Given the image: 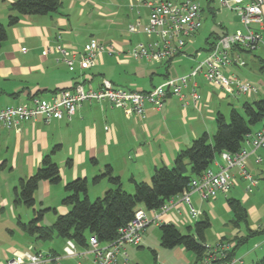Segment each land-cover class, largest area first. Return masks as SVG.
<instances>
[{"label": "crops", "instance_id": "1", "mask_svg": "<svg viewBox=\"0 0 264 264\" xmlns=\"http://www.w3.org/2000/svg\"><path fill=\"white\" fill-rule=\"evenodd\" d=\"M16 1L0 0V23L7 28V40L0 51V107L30 104L33 98L47 99L55 93L72 89L79 83L96 89L104 82H109L117 88L149 92L168 80L189 74L193 69V67L184 68L181 76L173 78L170 71L172 64L177 61L165 64V72L145 62V70L141 74L142 79H145V84L132 80L122 82L118 80L119 78H113L110 56L103 55L98 64L91 69L81 70L76 64L75 69L71 71L55 51L56 45L62 43L73 52L82 50L86 44L95 40L83 38L80 22L87 16L94 17L95 12L105 17V6L109 9H115V6L111 3L104 4L101 0H61L62 5L58 12L44 16H22L18 25L10 27L8 26L9 9ZM203 2L212 12L214 0H203ZM131 5L134 7V2ZM144 8L147 10L145 22L142 20L141 12L138 11L140 18L135 23H131L128 30L137 21L141 22L142 27L147 24L149 11L146 7ZM237 31L242 30L237 29L234 33ZM227 34L230 35V32L225 29L222 34H212L206 40L207 56L213 50L214 44L216 45L217 39ZM131 35L143 34L131 33ZM262 35L264 39V27ZM211 39L214 40L210 42ZM130 43L132 44V40ZM192 43L193 41L190 44ZM260 49L263 50V48ZM185 53L191 56L190 51ZM252 53L240 48L232 51V55L239 56L245 61V67L248 66L246 61L248 56L255 63L264 62L259 54ZM200 56L201 53L195 51L194 57ZM234 68L242 67L234 65L229 70L230 74H234ZM263 70L264 68L261 67V71ZM196 82L198 83L197 91L200 90L198 92L201 93L197 106L190 103L187 108H183L180 100L173 97L166 101L162 110H156L147 105L144 117H139L126 115L122 110L112 107L107 102L92 103L83 105L71 121L63 119L47 123L43 117H38L32 121L22 122L17 129H0V208L16 206L14 196L20 180L33 176L42 165L44 157L51 154L57 146L61 148L53 155V158L57 157L58 160L53 161L60 168L62 178L60 184L64 192L63 189L61 193L60 189L55 190L63 195V199L67 195L65 193L66 184L79 178L87 182L92 178L93 184H97V188H100L98 189L100 195L113 189L114 186L107 179L94 183V179L103 174L108 166L112 168L114 175L120 178L123 189L129 193L134 192L133 181L149 184L148 181L152 179L157 168L173 167L178 153L189 148L194 140L202 136V133L207 134L209 124L216 123L215 110L207 104H205L206 107L201 104L202 99L211 103L214 93L209 95L197 80ZM207 84L210 89L220 92L218 97L221 100L229 96H237L217 89L208 82ZM258 87L259 91L251 96L259 94L262 86L258 85ZM204 108L208 109L202 116ZM257 154L264 159V150ZM68 161H71L70 164ZM222 164L221 157L217 156L211 168L218 171ZM260 166L255 164L254 157L249 159L248 171L252 177H260V173L263 172ZM232 174L235 181L248 185L247 181L240 179L237 171L234 170ZM40 188H43L47 195L54 190L50 182H41L38 189ZM233 195H224V197L226 200H238L243 197L246 206L251 202L250 194L246 191H236ZM49 205L46 208L55 209L60 215H65L70 210L61 203L59 206L58 203L55 206ZM227 206L229 207L228 202ZM244 208L247 209L245 206ZM247 212L249 229L255 234H264V221L258 210L250 206ZM187 213L188 207L180 205L178 211L173 210L163 215L161 219L164 223H171L177 228L179 226L190 228L193 222L190 221ZM202 214L208 216L207 213ZM6 233L3 231V234ZM11 233L14 235V231ZM65 244L66 242L64 246ZM256 245L263 246V242H258ZM26 249L24 252H43L34 243H29ZM19 250L15 244L5 246V242L0 240V264H5L6 260ZM177 250L182 257L188 258L187 254L190 251L183 247H177ZM51 251L64 257V251L59 252L55 249ZM78 251L81 254L88 253V249L79 248ZM82 256H85L82 259L84 264H90L92 256L89 254ZM78 261V258L62 259L63 264H78Z\"/></svg>", "mask_w": 264, "mask_h": 264}, {"label": "built area", "instance_id": "2", "mask_svg": "<svg viewBox=\"0 0 264 264\" xmlns=\"http://www.w3.org/2000/svg\"><path fill=\"white\" fill-rule=\"evenodd\" d=\"M142 4L149 11L148 22L142 27L140 21L130 26L131 33H142L146 42L138 43L128 52L114 45H105L96 41L86 44L78 52L71 51L66 45L58 43L55 51L61 60L73 71L76 64L81 70H88L98 64L103 55L117 56L119 61L132 58L149 64H167L186 56L185 48L190 44L202 27L203 0H143ZM222 8L234 12L245 28V32L222 36L213 50L203 61L199 62L189 74L164 84L149 92H138L117 88L104 82L99 88L85 86L83 83L72 89L60 91L47 99L33 98L30 104L0 107V129H17L24 121L43 117L47 123L53 120L71 121L77 111L85 104L109 103L122 110L126 115L144 117L147 105L162 110L169 98H177L183 108L190 103L200 101L196 79L203 77L213 87L229 92L232 95H255L259 87L242 81L230 74V68L245 67L246 63L239 56L232 55L235 48L255 52L263 48L264 39V0H220ZM25 51V50H24ZM125 56L120 59L119 56ZM264 150V125L246 137L244 146L236 154L224 152L220 155L223 164L218 171L211 167L200 177L189 184V189L181 195L168 200L160 209L146 211L138 208L134 219L118 232V238L112 243L101 244L97 237L89 238L88 253H79L78 246L71 240L66 241L64 257L51 252H15L5 264H63V258L82 259L91 255L90 264H129L127 247H139L152 224L161 226V217L179 209L180 205L188 207L190 221H199L202 212L196 209L192 196L198 195L201 201L215 200L218 194L227 195L234 186V175L237 171L240 179L247 181V194H251L258 185L248 171V163L254 157L256 165H262L264 159L257 154ZM148 212V213H147ZM204 252L196 264H243L234 257L237 245L220 239L215 245L203 244Z\"/></svg>", "mask_w": 264, "mask_h": 264}, {"label": "trees", "instance_id": "3", "mask_svg": "<svg viewBox=\"0 0 264 264\" xmlns=\"http://www.w3.org/2000/svg\"><path fill=\"white\" fill-rule=\"evenodd\" d=\"M61 5V0H17L10 6L8 26L18 25L22 16L56 13ZM6 40L7 28L0 23V51ZM261 122L264 125V99L253 103L245 102L241 112L233 108L229 122L219 112L216 118V132L212 139L208 134H203L194 140L189 148L178 153L172 168L163 166L154 171L151 184L133 181V193L123 189L120 178L114 175L110 166L94 179V183L107 179L114 188L94 202L88 196L87 180L79 178L69 182L65 186L67 195L62 200L63 206L70 209L65 215H60L51 208L35 209V193L41 182L54 185L61 183L60 168L53 161V155L61 148L57 146L51 154L44 157L36 173L27 179H21L19 187L15 190V205L32 208L34 212L32 220L19 224L25 233L35 236L36 240L41 242L59 238L65 242L73 241L78 248L88 249L89 238L95 236L101 244L112 243L118 238L119 230L134 219L138 208L142 207L146 211L158 210L171 198L181 195L189 189L193 179L200 177L212 166L217 156L224 152H240L246 137L254 131L252 128ZM70 162L68 161V164ZM227 202L235 223H247L248 212L242 203L234 199H228ZM49 211H54L56 221L51 226H43L42 221ZM210 227L211 222L206 215L195 223L194 233L190 232L192 227L188 228L187 234H182L175 225L165 223L160 226L161 245L167 249L183 247L193 252L198 260L203 255L205 233ZM51 253L59 255L55 251Z\"/></svg>", "mask_w": 264, "mask_h": 264}, {"label": "rangeland", "instance_id": "4", "mask_svg": "<svg viewBox=\"0 0 264 264\" xmlns=\"http://www.w3.org/2000/svg\"><path fill=\"white\" fill-rule=\"evenodd\" d=\"M101 1L104 4H113L116 10L113 8L109 9L107 6H105V17H102L98 15V12H95L94 17L87 16L85 20L80 22V30L83 33V38H85V40L93 39L107 46L114 45L121 48L125 52L131 50L138 43L146 42L147 39L144 35L133 36L128 30L129 25L131 23H135V21L140 18L138 16V11L141 12L142 20L145 22L147 10L143 7V0ZM133 2L135 4L134 7L131 5ZM203 8L204 13L202 15V27L196 37L193 39V43L188 44V46L185 48V52L190 51L191 56L186 55L184 58L180 59L181 61H177L172 64L170 73L173 78L181 76L183 74L184 68H194L199 62L206 59L208 54L205 51L208 48L206 40L212 34L220 35L223 33V31H225V29H228L230 34L234 33L237 29H241L243 32H245V28L240 23L237 15L227 8H222L219 0H214L212 12H210L208 6L204 2ZM130 40H132V44L130 43ZM213 40L214 39H211L210 42ZM195 51H199L201 56L194 57ZM254 53L259 54L264 61V51L262 49H258ZM119 57L120 59L125 58L124 55ZM124 61V63L122 61L119 62L117 56H110L111 71L114 74L113 78H119L118 80H121L122 82L125 80H132L141 84H145V79H142L141 77V74L145 70V62L136 61L132 58L125 59ZM246 61L248 65L247 67H242L240 69L234 68L233 73L239 76V78L244 82L255 86L261 85L262 89L256 96L237 95L229 96L227 99L221 100L218 97L220 92L210 89L203 77H198L196 79L199 82V85L201 84V87L207 90L209 95L212 92L214 93L212 95L211 103H208L207 100L204 101L202 99L201 104H204V107H206L205 104H207L208 107H211V109L215 110L216 115L218 112H221L225 116L227 122L230 121V114L233 108L241 112L242 106L245 102L253 103L254 101L264 99V70L261 71V67L264 68V62L262 63L263 65L261 62L255 63L251 61L249 56L246 58ZM150 66L159 68L161 72L166 71L165 64H150ZM118 84L124 85V83L119 82ZM198 91L200 92V90ZM206 109L208 108H204L202 116L205 115L204 113ZM262 125L263 122L254 126L252 130L255 131L261 128ZM207 130V134L212 139L216 132V123L214 122L212 125L209 124ZM203 134L204 133H202V135ZM53 160L55 161L58 159L57 157H54ZM260 168H262L263 172L260 173V177L255 176V179L259 181V186L256 187L249 195L251 202L246 206L243 197L237 199L240 200L242 205H244L247 209H249L250 206L257 209L264 221V163L260 166ZM148 182L151 184V179H149ZM233 182L234 186L227 194L228 196H234L233 194L236 191H246L248 186L246 183L243 184L240 181L235 180ZM96 185L97 184H93V179L91 178L88 182V193L92 202H94L99 197L104 196L99 194L98 189L100 188H97ZM53 187L54 190L51 191L49 195H47L43 188H40L36 191L35 209L46 208L50 206L49 204L52 206H55L57 203L58 206L60 203L62 204L63 195H60V193L63 188H61V184H53ZM55 189H60V193H58ZM192 201L194 207L200 210L202 213H207L210 219L211 227L205 233V243L207 245H215L220 241V239H222V237H225V240L231 241L235 245H238L234 250V257L237 260H243L244 264H262L264 261V234L253 233L249 229V223H235L233 213L227 206V200L224 195L220 193L218 194L216 200H210L208 202L203 201V204H201L200 197L195 195L193 196ZM33 215V209L27 208L23 205H13L12 207L8 208H0V240L5 242V246L15 244L21 252L27 250L26 248L29 246V243H34L43 252H48L52 249L63 252L65 241L62 239L55 238L51 241L41 242L37 241L35 236H30L22 230V227L19 223H28L30 220H32ZM56 218L57 217L54 211L46 212L42 221V225L51 226L55 223ZM196 222L197 221L191 223V233H194V225ZM178 229L182 234L188 233L187 227L179 226ZM3 231L7 233L3 234ZM12 231H14V235L11 233ZM258 242H263V246L256 245ZM177 251V248L167 249L162 247L160 226H157L156 224H152L148 228L144 235L141 246L127 247L129 264H196V255L193 252H188V258L186 259L182 257Z\"/></svg>", "mask_w": 264, "mask_h": 264}]
</instances>
